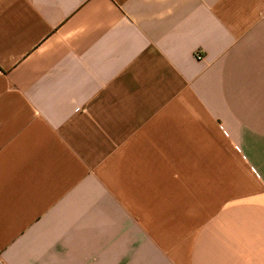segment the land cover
I'll return each instance as SVG.
<instances>
[{"label": "crops", "instance_id": "0c3cea01", "mask_svg": "<svg viewBox=\"0 0 264 264\" xmlns=\"http://www.w3.org/2000/svg\"><path fill=\"white\" fill-rule=\"evenodd\" d=\"M0 264H264V0H0Z\"/></svg>", "mask_w": 264, "mask_h": 264}, {"label": "built area", "instance_id": "2783aa9c", "mask_svg": "<svg viewBox=\"0 0 264 264\" xmlns=\"http://www.w3.org/2000/svg\"><path fill=\"white\" fill-rule=\"evenodd\" d=\"M198 58H200V56Z\"/></svg>", "mask_w": 264, "mask_h": 264}]
</instances>
